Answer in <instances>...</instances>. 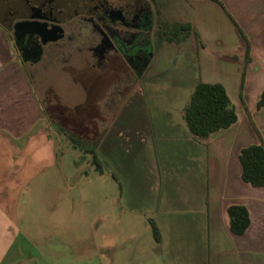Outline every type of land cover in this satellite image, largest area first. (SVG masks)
<instances>
[{"label":"rangeland","instance_id":"obj_1","mask_svg":"<svg viewBox=\"0 0 264 264\" xmlns=\"http://www.w3.org/2000/svg\"><path fill=\"white\" fill-rule=\"evenodd\" d=\"M3 1L0 9L5 4L18 16H32L27 0ZM52 1L61 7L74 3ZM98 1L142 8L145 28L136 21L122 29L134 33L129 40L118 38L128 59L112 45L97 44L98 32L72 17L62 39L48 42L40 60H27L61 150L59 163L88 176L77 189V210L93 219L92 232L78 236L77 246L86 245L91 256L103 247L108 264H198L205 235L197 214L210 158L208 147L189 134L182 113L198 77L199 43L184 32L171 43L158 37L161 26L181 18L169 1ZM146 124L149 135L140 132ZM87 147L96 149L101 173ZM149 219L158 226L159 242ZM83 255L79 249L74 254Z\"/></svg>","mask_w":264,"mask_h":264},{"label":"crops","instance_id":"obj_2","mask_svg":"<svg viewBox=\"0 0 264 264\" xmlns=\"http://www.w3.org/2000/svg\"><path fill=\"white\" fill-rule=\"evenodd\" d=\"M166 1L178 6V22L188 23V36L199 43L194 86L221 83L237 116L204 143L210 165L197 214L205 235L198 264H264V186L244 181L239 161L242 148L264 145V104L258 107L264 93V0ZM45 116L27 60L0 22V264H108L103 247L91 256L86 245L77 246L78 236L92 232L93 219L77 210V189L88 176L59 163L61 150ZM149 130L146 124L140 132ZM231 205L248 212L242 234L230 230ZM78 249L84 255L75 258Z\"/></svg>","mask_w":264,"mask_h":264},{"label":"trees","instance_id":"obj_3","mask_svg":"<svg viewBox=\"0 0 264 264\" xmlns=\"http://www.w3.org/2000/svg\"><path fill=\"white\" fill-rule=\"evenodd\" d=\"M155 4V0H149ZM190 25L186 22H174L158 29V37L170 43L173 36L184 32L188 35ZM264 104L262 94L258 107ZM183 118L191 137L198 143L204 144L213 132L227 129L236 122L237 116L224 86L219 82L199 81L194 86L187 104L183 109ZM85 153L91 155L90 162L95 170L101 173V163L92 147L85 148ZM239 161L242 166L241 177L255 187L264 186V145L251 144L241 149ZM230 230L242 234L249 224L246 208L241 205H231L227 208ZM152 236L160 241V232L153 219H149Z\"/></svg>","mask_w":264,"mask_h":264},{"label":"flooded vegetation","instance_id":"obj_4","mask_svg":"<svg viewBox=\"0 0 264 264\" xmlns=\"http://www.w3.org/2000/svg\"><path fill=\"white\" fill-rule=\"evenodd\" d=\"M26 3L33 17L18 16L19 14L17 15V13L11 11L10 6H6L5 10H0V22L10 29L14 47L21 59L32 62L41 59L45 45L48 42L41 45L39 40L32 34L15 32L16 24L21 21L38 19L44 23L57 25L62 28L64 37L63 25L68 19L75 17L81 26L83 24L88 25L89 28H93L98 32L99 41L97 44L107 47L112 45L125 58L128 56L121 51L118 38L129 40L134 33L128 34L122 29L134 26L136 21L142 22L141 26L143 25V29L146 26L142 8L140 6L138 8L137 3H128L127 9L122 6L113 7L107 5L106 2L101 4L98 0H74V3L68 7H61L53 3L52 0H27ZM128 14L130 16L129 20ZM141 15L142 20L139 19ZM139 55H141L140 52L136 53L131 59L135 60Z\"/></svg>","mask_w":264,"mask_h":264},{"label":"water","instance_id":"obj_5","mask_svg":"<svg viewBox=\"0 0 264 264\" xmlns=\"http://www.w3.org/2000/svg\"><path fill=\"white\" fill-rule=\"evenodd\" d=\"M15 32L30 33L39 40L41 45L57 41L63 37L61 27L41 22L38 19L19 22L16 24Z\"/></svg>","mask_w":264,"mask_h":264}]
</instances>
